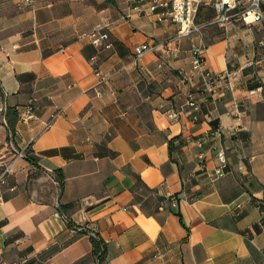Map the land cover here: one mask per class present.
<instances>
[{"label":"crops","instance_id":"obj_1","mask_svg":"<svg viewBox=\"0 0 264 264\" xmlns=\"http://www.w3.org/2000/svg\"><path fill=\"white\" fill-rule=\"evenodd\" d=\"M150 1L0 0V149L12 135L32 152L2 188L0 264H99L92 236L104 264H264V92L250 94L264 90V24L221 23L209 3L182 37ZM102 23L109 50L80 38ZM141 44L156 50L138 60ZM193 45L209 70L237 72L234 95L214 105L199 77L183 80ZM215 146L228 158L216 180Z\"/></svg>","mask_w":264,"mask_h":264},{"label":"built area","instance_id":"obj_2","mask_svg":"<svg viewBox=\"0 0 264 264\" xmlns=\"http://www.w3.org/2000/svg\"><path fill=\"white\" fill-rule=\"evenodd\" d=\"M28 5H32L34 0H24ZM213 3L217 13L220 15L221 23H228L233 18H238L245 25H252L257 23L264 24V10L263 0H151L148 4L147 10L151 13L160 12V16L164 19L170 20L172 23L180 26V35L182 37H188L193 32L195 25V18L198 14L200 7L204 4ZM138 13L142 14L146 10L140 6L137 8ZM131 18V15H128ZM80 38H86L90 43L99 50H109L112 48V34L110 31V24L102 23L94 27L90 32L83 33ZM156 50V46L151 44H141L135 47V56L139 60L144 57L148 52ZM177 57L178 52L173 53ZM192 54V71L186 73L181 71V76L185 81H192L196 76L200 78L202 89L207 94L210 101L217 105L218 102L226 97L228 94L234 95L238 85L241 83V79L238 78L237 72L226 71L224 73H215L209 70L206 66L204 58V47L202 45H193L191 48ZM168 55H171L168 52ZM173 56V57H174ZM94 71L99 78V84L106 82L107 78L103 75L98 59L96 56L90 59ZM264 90L260 88L257 91H253L250 94L252 96L258 93H263ZM229 115H232L238 122L242 121L247 113L248 106L246 102L232 101ZM192 112V122L197 124L200 122L201 106L195 101L188 103ZM4 113V106L0 103V116ZM184 110L172 111L170 116L172 119H178ZM60 116V112H57L52 119L45 123L44 129L48 130L52 128L53 124ZM212 113L209 114V117ZM34 111L31 107H27L20 114V119L23 122L34 119ZM220 139L221 134L217 135ZM200 147H203V143H200ZM214 152L216 159L219 163L217 169L214 172V180L224 176L228 168V158L226 150L222 146H215ZM29 147H18L13 142V136L11 135L10 141L6 147L0 149V160L2 165V172L0 174V206L4 204L2 188L6 186L8 178L14 174V165L18 160H28L30 156ZM203 159V156L201 157ZM241 208V205H237ZM66 221H69L66 215H61Z\"/></svg>","mask_w":264,"mask_h":264},{"label":"trees","instance_id":"obj_3","mask_svg":"<svg viewBox=\"0 0 264 264\" xmlns=\"http://www.w3.org/2000/svg\"><path fill=\"white\" fill-rule=\"evenodd\" d=\"M110 3L114 2V0H108ZM12 132L14 130L12 129ZM31 152V150H30ZM31 156V155H30ZM30 156H28V160H30ZM91 241L93 244V255L98 259L99 264H104L107 257V244L105 241L100 237H91Z\"/></svg>","mask_w":264,"mask_h":264},{"label":"rangeland","instance_id":"obj_4","mask_svg":"<svg viewBox=\"0 0 264 264\" xmlns=\"http://www.w3.org/2000/svg\"><path fill=\"white\" fill-rule=\"evenodd\" d=\"M196 18H197V15H196ZM196 18H195V22H196Z\"/></svg>","mask_w":264,"mask_h":264}]
</instances>
